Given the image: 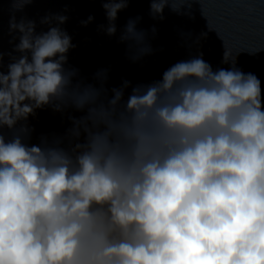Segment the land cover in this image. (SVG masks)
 Wrapping results in <instances>:
<instances>
[{"label": "clouds", "instance_id": "clouds-1", "mask_svg": "<svg viewBox=\"0 0 264 264\" xmlns=\"http://www.w3.org/2000/svg\"><path fill=\"white\" fill-rule=\"evenodd\" d=\"M100 2V28L116 36L130 0ZM149 2L161 20L191 7ZM67 19L45 16L57 26L39 34L13 20L20 55L7 72L0 52V264H264L261 80L225 52L230 68L201 54L113 85L110 68L68 66ZM141 20L118 37L134 64L154 52ZM45 108L60 128L38 133L29 118Z\"/></svg>", "mask_w": 264, "mask_h": 264}, {"label": "water", "instance_id": "water-1", "mask_svg": "<svg viewBox=\"0 0 264 264\" xmlns=\"http://www.w3.org/2000/svg\"><path fill=\"white\" fill-rule=\"evenodd\" d=\"M14 2L22 0H0V52L3 53V70L13 57L21 33L11 30L14 20L34 21L37 34L50 26L42 24L45 16L65 15L66 23L59 25L72 38L75 48L70 49L68 66L76 67L85 76H91L99 68L111 69V83L119 85L120 78L134 82L159 79L172 64L201 55L213 69L230 68L223 63L224 53L229 61L244 73L255 74L264 87V0H189L180 13L166 7L164 19H153L149 0H130L126 9L118 13L117 34L109 37L101 25L107 26L105 11L100 0H32L17 8ZM94 16L86 27L81 21ZM142 17L138 28L148 31L154 52L139 63H131L125 56V45L118 43L120 30L129 18ZM157 29L156 33L151 28ZM61 117L51 109L37 110L29 118L37 132L60 128Z\"/></svg>", "mask_w": 264, "mask_h": 264}]
</instances>
